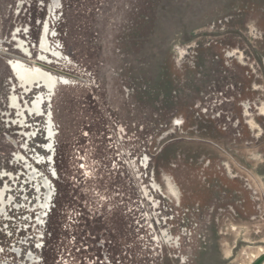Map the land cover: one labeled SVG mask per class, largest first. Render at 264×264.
I'll return each instance as SVG.
<instances>
[{
    "label": "rangeland",
    "instance_id": "1",
    "mask_svg": "<svg viewBox=\"0 0 264 264\" xmlns=\"http://www.w3.org/2000/svg\"><path fill=\"white\" fill-rule=\"evenodd\" d=\"M0 85V264L264 255V0H0Z\"/></svg>",
    "mask_w": 264,
    "mask_h": 264
},
{
    "label": "bare ground",
    "instance_id": "2",
    "mask_svg": "<svg viewBox=\"0 0 264 264\" xmlns=\"http://www.w3.org/2000/svg\"><path fill=\"white\" fill-rule=\"evenodd\" d=\"M56 3H58V0H54ZM47 43V42H45ZM45 47V46H44ZM12 71L14 72V74H16V81H26L27 85L26 88H29L30 86H33V89L29 92L28 95H26L24 98H29L31 97L33 99V93L36 92V90L38 89V85L37 83H39L40 85V90H47V91H51L52 89L55 88L56 84L58 83H62L60 77H56L54 75H51L47 72H45L44 70H41L40 68H37L36 70L34 69H29L24 63L18 61V62H14L13 63V68ZM63 77V76H62ZM15 79V78H14ZM22 82V83H23ZM66 82V81H65ZM23 87H20L19 89H22ZM19 89L17 88L14 92V94H17ZM7 91V88L5 86H1L0 85V94L5 96ZM26 93V92H25ZM24 95V94H23ZM18 96V95H17ZM22 96V95H21ZM45 94H42L40 97H38L37 101L35 102V108L38 109L42 103L43 100H45ZM22 102V100L20 99L18 103H14V105L9 106L7 104H5V101L0 100V108L5 109L7 112H9L10 110L12 111L10 116L13 115L14 111H21V113L23 112V108L24 105L22 104L20 107V103ZM28 108V107H27ZM42 108H44V106H42ZM31 111L33 110L32 106L29 105V108ZM27 109V111H29ZM35 110V109H34ZM40 110V109H39ZM27 111L25 110V114L28 116ZM29 111V112H31ZM41 113V112H40ZM31 115V114H30ZM4 116L7 117V114H5ZM25 116V115H24ZM25 119V117H23ZM28 119H30L28 117ZM44 119V118H42ZM31 121V120H30ZM29 121V122H30ZM33 121V120H32ZM36 121V120H35ZM39 121V120H38ZM42 122V121H41ZM45 123V122H44ZM33 125V124H32ZM0 126H1V122H0ZM24 128V127H23ZM29 131V130H28ZM40 131V130H39ZM9 132V131H8ZM24 132V131H23ZM13 134V133H12ZM18 133L13 134V136H16ZM25 134V133H24ZM42 139V138H41ZM169 183V181H168ZM172 190V189H171ZM170 190V191H171ZM169 191V192H170ZM174 191V190H173ZM182 196V195H180ZM179 198V197H178ZM179 201V200H178Z\"/></svg>",
    "mask_w": 264,
    "mask_h": 264
},
{
    "label": "water",
    "instance_id": "3",
    "mask_svg": "<svg viewBox=\"0 0 264 264\" xmlns=\"http://www.w3.org/2000/svg\"><path fill=\"white\" fill-rule=\"evenodd\" d=\"M264 262V255L259 257L253 264H262Z\"/></svg>",
    "mask_w": 264,
    "mask_h": 264
}]
</instances>
